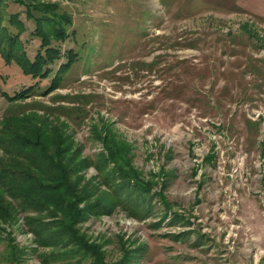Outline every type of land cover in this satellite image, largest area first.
Returning <instances> with one entry per match:
<instances>
[{
	"label": "rangeland",
	"instance_id": "rangeland-1",
	"mask_svg": "<svg viewBox=\"0 0 264 264\" xmlns=\"http://www.w3.org/2000/svg\"><path fill=\"white\" fill-rule=\"evenodd\" d=\"M46 1L69 18H59L65 39H51L62 56L41 80L0 57L3 91L36 82L27 97L0 96V122L16 113L39 117L91 158L105 153L93 132L105 126L102 136L117 139L152 195L150 215L116 206L87 215L80 234L100 243L109 261L129 247L136 250L130 264H264V0H33ZM9 9L21 13L32 59L34 21L19 4ZM68 49L76 59L44 93ZM97 172L90 163L80 174ZM18 214L10 226L0 220V254L10 233L36 249L18 264H45L40 253L53 249L34 243L26 213Z\"/></svg>",
	"mask_w": 264,
	"mask_h": 264
},
{
	"label": "trees",
	"instance_id": "trees-1",
	"mask_svg": "<svg viewBox=\"0 0 264 264\" xmlns=\"http://www.w3.org/2000/svg\"><path fill=\"white\" fill-rule=\"evenodd\" d=\"M11 2L23 6L26 18L34 21L31 35L39 42L32 59L26 51V37L21 38L27 27L19 11H10ZM58 9L50 1L0 0V57L4 64L15 63L32 79L50 76L51 65L62 56L51 39L64 40L66 29L59 18L69 21ZM65 54L66 61L56 68L44 93L58 87L77 57L72 49ZM35 83L13 94L0 87V96L11 102L19 100L33 92ZM37 119L39 123L30 121L24 113H16L0 122V220L10 226L17 222L18 213H26L25 225L33 234L34 243L53 249L40 253L45 264L63 258H75L78 262L89 259L91 264H130L136 250L122 249L125 254L122 258L109 261L102 245L88 241L76 226L87 215L110 213L116 206L138 218L150 215L153 207L150 183L137 179L133 173L136 171L126 164L117 139L102 136V132L109 133L105 126L101 130L95 125L93 130L105 153L96 152L91 158L81 155L80 147L77 148L64 129L61 132L56 125L45 128L42 120ZM90 163L97 168L99 178H85L80 174ZM4 194L9 200L4 199ZM53 216L56 218H45ZM10 236L8 233L1 260L18 264L25 261L26 254L36 252L34 246L23 248Z\"/></svg>",
	"mask_w": 264,
	"mask_h": 264
}]
</instances>
